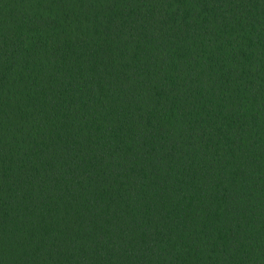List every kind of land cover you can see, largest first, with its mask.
Listing matches in <instances>:
<instances>
[{
  "label": "trees",
  "instance_id": "1",
  "mask_svg": "<svg viewBox=\"0 0 264 264\" xmlns=\"http://www.w3.org/2000/svg\"><path fill=\"white\" fill-rule=\"evenodd\" d=\"M121 1L0 0V264H264V0Z\"/></svg>",
  "mask_w": 264,
  "mask_h": 264
},
{
  "label": "rangeland",
  "instance_id": "2",
  "mask_svg": "<svg viewBox=\"0 0 264 264\" xmlns=\"http://www.w3.org/2000/svg\"><path fill=\"white\" fill-rule=\"evenodd\" d=\"M121 2H123L122 4H121V8H123L122 10H123V14L125 15V16H129L130 15V13H131V6H130V0H123V1H121ZM116 8H119V6H116ZM105 12L103 11V14H104ZM102 14V13H101Z\"/></svg>",
  "mask_w": 264,
  "mask_h": 264
}]
</instances>
